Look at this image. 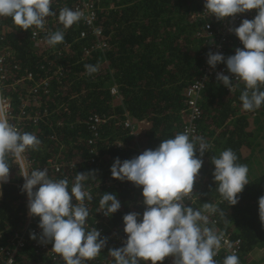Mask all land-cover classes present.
Returning <instances> with one entry per match:
<instances>
[{"label":"trees","instance_id":"obj_1","mask_svg":"<svg viewBox=\"0 0 264 264\" xmlns=\"http://www.w3.org/2000/svg\"><path fill=\"white\" fill-rule=\"evenodd\" d=\"M75 3L76 0H52L50 7L56 13L62 6L71 7ZM204 5L205 0H103L98 24L108 36L110 48L105 57L98 53L84 56L83 44L88 42L78 40L82 29L79 23L68 28L64 25L54 27L52 33L63 32L64 40L48 48L47 44L44 47L34 45L30 38L33 27L23 30L12 18H1V48L3 51L10 49L19 66L18 70H8V84L27 73L33 79L20 81L14 88L9 86L4 93L10 97L15 111L21 104L30 112L39 111L44 117L37 125L27 122L19 129L21 133L36 135L41 141L39 150H27L31 157L39 162L57 157L74 163L76 175L92 171L105 178L116 158L121 162L130 160L136 157V148L154 150L163 140L182 133L186 121L182 115L183 90L201 74L200 67L209 48L208 42L203 43L195 36L206 18L190 21L188 14L201 11ZM64 45L69 47L63 48ZM235 50L229 49L227 57L234 55ZM86 64L98 65L99 71L88 75ZM43 80L49 82L48 94L27 99L33 84ZM113 83L118 87L121 100L111 104L109 87ZM245 87L241 80L229 95L228 87L217 79L206 85L198 124L203 139L211 147L201 158L203 164L193 187L202 208L204 203H210L224 213L221 216L219 211L208 212L216 221L210 226L240 239L239 264H247L255 250L264 248V224L258 205L259 198L264 196V171L254 175L250 162L256 156L254 148L249 149L247 143L252 136L254 140L259 134L264 137L261 127L257 126L264 122V104L253 111H245L240 100ZM259 89L264 91V85ZM124 112L140 124L136 139L116 124ZM92 114L113 117L99 129V140L92 146L98 153L95 159L100 161L98 165L91 163L94 154L86 143L91 135L86 120ZM254 140L252 142L258 145ZM117 141L123 146L117 147ZM226 149H232L238 157L237 163L246 164L249 169L248 184L238 194L236 205L223 200L213 176L212 157H219ZM259 150H264V143ZM196 156L199 157L198 149ZM11 161L9 156L10 181L0 190V244L21 226L27 213L23 191L13 185L16 172ZM97 170L100 171L97 173ZM103 193L115 194L121 202L120 209L109 216V223L114 227L124 230V215L145 211L132 206L133 200H143L142 186L133 184L116 192L96 191L92 204L99 207ZM227 255H219L217 264H223Z\"/></svg>","mask_w":264,"mask_h":264},{"label":"clouds","instance_id":"obj_2","mask_svg":"<svg viewBox=\"0 0 264 264\" xmlns=\"http://www.w3.org/2000/svg\"><path fill=\"white\" fill-rule=\"evenodd\" d=\"M51 3L52 0H0V17L12 18L13 23L23 30L33 26L43 29L45 18L55 15L51 11ZM204 8L218 20L258 10L254 19H244L239 27L229 28L239 38L243 49L237 48L235 54L226 55V59L219 52H206L207 63L213 69L219 63H226L228 72L245 83V90L240 95L243 109H258L264 104V91L259 89L260 85H264V0H205ZM82 17L81 11L65 6L60 9L58 19L68 28ZM63 40L64 33L58 30L47 38L46 43L55 46ZM84 67L88 75L99 71L98 65L86 64ZM217 80L232 91L229 76L217 73ZM40 144L36 135L21 133L0 111V182L8 181V157L11 156L20 164V175L25 179L22 191L28 196L29 215L40 218L38 226L42 233L39 242H51L52 250L65 264H84L99 255L108 239L100 238L101 233L95 227L91 230L85 227L89 211L84 201L86 198L91 200L92 196L85 190L82 181L95 178L94 172L77 173L70 195L67 179L53 180L49 178L47 169L29 171L24 166L26 151H37ZM210 147L203 137L190 139L186 129L173 138L163 140L154 150H144L142 154L123 162L115 159L110 169L112 177L142 186L143 203L147 206L139 222L140 213L124 215L125 246L109 249L115 264H140L141 261L158 264L168 256L174 257L173 264H217L214 257L221 248L223 233L218 234L217 229L207 225L208 217L200 210L183 204L193 192L203 164L196 151L198 149L202 157ZM237 159L232 149L222 151L219 157H212L217 191L230 205L239 202L238 194L248 184V166L237 163ZM258 205L259 217L264 224V196L259 198ZM120 207L121 202L115 194L103 193L98 212L111 216ZM202 209L213 214L219 211L221 216L224 215L222 210L210 203H204ZM30 238L37 239L36 234L31 233ZM223 264H239V257L234 253L227 255Z\"/></svg>","mask_w":264,"mask_h":264},{"label":"built area","instance_id":"obj_3","mask_svg":"<svg viewBox=\"0 0 264 264\" xmlns=\"http://www.w3.org/2000/svg\"><path fill=\"white\" fill-rule=\"evenodd\" d=\"M103 0H76V3L68 7L72 10H79L83 13V17L77 23L81 25V30L78 35V40L87 41L88 44H83V53L84 56L89 57L94 53L100 54L102 57H105L106 53L109 52V42L108 36L105 34L103 28L98 24V14L101 10V4ZM65 6H62V9ZM55 13V15L49 16L45 18V25L43 29L36 28L33 26V29L30 33L31 39L38 46H43L46 43L47 38L52 34V29L54 27L61 26L59 22V11ZM258 14V10L253 9L246 11L243 14H236L234 18H224L218 20L214 15L208 13L203 7L201 11L191 12L189 17L190 21H193L197 18H206V22L200 27V29L196 32L195 36L197 39L202 40L209 43L208 53H221L224 57L228 54V50L230 49H243V44L239 40V38L235 35L234 32H230L229 28L239 27L241 22L244 19L252 20ZM209 17V18H208ZM3 17H0V19ZM10 18V17H8ZM210 18H214L217 20L216 22H212ZM2 35L0 31V111H3L7 119L11 124H13L18 130L20 126L25 123H30L32 125H37L41 121L44 120L43 115L39 111L30 112L26 109L25 105H19L17 110L15 111L12 101L10 97L4 93V89L7 87H15L20 81H32L31 74H25L22 79L14 80L11 84H8L7 81V73L10 68L15 70L19 69V66L16 62H14V58L11 54L10 49L3 51L1 48ZM48 48H51L47 44ZM69 47V45H64L63 48ZM208 56L204 57L203 63L201 64L199 74L196 79L192 81V83L184 88V108L182 110V115L185 117L186 121L182 128V133L187 129L189 131L190 139H195L197 137H202V132L199 129V121L201 119V107L200 103L202 101L203 91L206 85L213 79H217V73H223L224 75L229 76L232 80V91L228 90L229 95L233 94L235 85L238 84L241 80H238L234 77L233 74L229 73L227 70L226 64H217L215 69H213L207 63ZM61 71V68L58 70ZM110 95L113 98H119L118 87L115 83H113L109 87ZM49 92V82L43 80L41 82H35L33 86L28 91L27 99L34 100L39 94H48ZM109 119H113L112 116L107 117L106 114H92L86 120V125L91 133L90 137L86 139V143L91 146L90 152L94 154V157L91 158V163L94 165H98L100 161H95L98 157V153L95 152L94 147H92L95 141L99 140L100 137V128L107 123ZM61 125V123H58ZM117 125L122 126L127 130L128 135L130 137L136 138L140 131L139 122L135 121L133 118L129 117L125 112L122 114V117L117 118ZM198 143V141H197ZM120 141H117V147H122L123 144ZM95 146V145H94ZM143 153V150L139 149L137 155ZM205 154H203L204 156ZM200 153H199V157ZM12 164L14 166V170L16 172L15 182L13 185L22 190V186L25 183V179L22 175H20V164L15 161L13 157ZM24 166L28 167V170L47 169L49 178L53 180L59 179H67L69 181L68 191L71 195V186L75 182L76 177V166L71 161L61 160L57 157H49L44 162H39L35 160L28 151L25 153ZM100 170H97V173ZM11 170H9V177L7 182H0V190L3 185H6L10 181ZM85 186V190L89 191L92 199H85V206L88 208L89 216L86 219V230H91L92 228H96L100 231L101 237H107V243L105 247L101 250L99 255L91 260L89 263L84 262V264H115V258L109 254V249L120 248L125 246V242L127 240V234L123 229H119L110 225L109 216H105L103 211H99V207L92 204V200L94 197V192L104 190V191H119L125 186H132L133 182L131 181H121L115 179L111 175V171L105 178L98 177L95 174V178H88L85 181H82ZM39 186H37L38 189ZM37 189H34L37 190ZM23 196L25 199V203L27 206V213L24 217L23 223L21 226L15 228L10 237L4 240L0 244V264H65L63 259L59 256V254L55 253L52 250V243H40V236L42 230L39 228V217L29 215L28 209V196L26 192H23ZM72 203L75 205L76 201L73 197ZM183 204L187 206L193 207L194 210H200L204 215L208 217V224L216 223L215 220L210 218V214L204 209H202L199 205L198 197L192 192L189 194L183 201ZM132 206L134 208H142L146 209V205L143 203V200L136 199L133 200ZM139 213L137 211H134ZM142 215L140 213V217L138 221L142 220ZM218 234L223 233L222 231L215 230ZM35 233L37 239L33 240L30 238V234ZM241 249V242L238 238H232L230 233H223V240L221 241V248L219 249L216 258L221 254H236L238 255ZM104 250H107L104 254ZM260 251L264 254V249H260ZM174 260V257L168 256L162 262H158V264H171ZM141 264H151L150 261L145 263V261H141ZM247 264H251L248 262Z\"/></svg>","mask_w":264,"mask_h":264},{"label":"rangeland","instance_id":"obj_4","mask_svg":"<svg viewBox=\"0 0 264 264\" xmlns=\"http://www.w3.org/2000/svg\"><path fill=\"white\" fill-rule=\"evenodd\" d=\"M111 100V104H114L115 102H118L120 101V97L119 98H110ZM260 119V117H258ZM256 123H258L256 121ZM257 126L261 127V134L264 136V122L262 123H258ZM264 137H261V135H257L256 139L254 140L253 136L251 138V140L248 138L247 139V143H249L248 145V148L251 149L254 148V153L253 155L256 156L253 161L250 162V165H251V168L253 169L254 171V175H258L259 173H261L262 171H264V150L260 151V147L263 145L264 143V140H262ZM252 140L254 141H258L259 144L258 145H255ZM260 145V146H259ZM259 151V152H257ZM263 157V158H262ZM253 175V176H254ZM249 177V175H248ZM252 257H251V261H252V264H264V254L259 250H255L252 254ZM174 262V261H173ZM172 262V264H173Z\"/></svg>","mask_w":264,"mask_h":264},{"label":"crops","instance_id":"obj_5","mask_svg":"<svg viewBox=\"0 0 264 264\" xmlns=\"http://www.w3.org/2000/svg\"><path fill=\"white\" fill-rule=\"evenodd\" d=\"M31 33V32H30ZM31 38V37H30ZM32 40V39H31ZM33 41V40H32ZM33 43H34V45L35 46H37L36 44H35V42L33 41ZM11 51V50H10ZM129 136V135H128ZM130 137V136H129ZM139 149H141V150H143L144 151V149H142V148H136V153L138 152V150ZM139 222V221H138ZM260 250V249H259ZM145 263H147V262H145ZM250 263L252 264V261L250 260Z\"/></svg>","mask_w":264,"mask_h":264}]
</instances>
